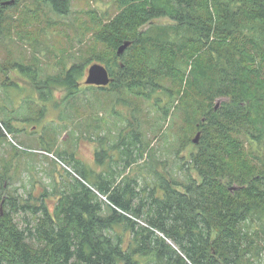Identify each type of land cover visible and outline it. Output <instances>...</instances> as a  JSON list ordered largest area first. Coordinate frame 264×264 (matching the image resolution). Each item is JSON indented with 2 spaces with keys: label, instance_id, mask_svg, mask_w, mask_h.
Returning a JSON list of instances; mask_svg holds the SVG:
<instances>
[{
  "label": "trees",
  "instance_id": "trees-1",
  "mask_svg": "<svg viewBox=\"0 0 264 264\" xmlns=\"http://www.w3.org/2000/svg\"><path fill=\"white\" fill-rule=\"evenodd\" d=\"M114 1L119 12L95 41L113 52L132 44L114 55L100 89L150 104L163 122L176 105L202 114L190 158L201 181L187 175L181 184L165 170L139 186L135 169L164 163L138 165L146 148L131 108L112 148L121 168L95 182L77 161L78 179L66 186L3 197L0 176V264H264V0ZM44 4L57 16L70 10V0ZM81 68L59 82L71 94ZM219 97L230 100L214 109Z\"/></svg>",
  "mask_w": 264,
  "mask_h": 264
},
{
  "label": "rangeland",
  "instance_id": "rangeland-1",
  "mask_svg": "<svg viewBox=\"0 0 264 264\" xmlns=\"http://www.w3.org/2000/svg\"><path fill=\"white\" fill-rule=\"evenodd\" d=\"M116 5L114 0H70L69 13L57 16L44 0H14L0 12V125L5 122L16 130L7 135L1 128L0 133V176H5L6 191L3 197L14 193L39 196L44 187L51 191L54 186H66L73 178L78 179L74 172L77 161L85 172L92 171L89 179L93 182L96 174L109 166L121 168L112 148L127 125L124 117H130L131 108L141 113L135 117L146 148L138 165L164 163L148 166L152 173L148 167L135 169L139 186H154V171L165 174V170L181 184L187 175L201 181L190 158L198 150V144L192 141L198 133L201 137V130L196 128L203 115L196 114L189 105L190 112H185L182 104L178 107L182 94L177 95L175 109L163 122L150 104L126 95L120 100L111 89L83 83L92 64L112 67L116 50L96 42L94 35L117 15ZM154 21L169 23L165 18ZM77 66H82L81 76L71 94L69 87L59 82L67 70ZM187 116L190 118L185 121ZM160 125L162 134L157 131ZM185 138L187 145L182 146L180 141ZM13 217L22 225L24 215Z\"/></svg>",
  "mask_w": 264,
  "mask_h": 264
},
{
  "label": "water",
  "instance_id": "water-1",
  "mask_svg": "<svg viewBox=\"0 0 264 264\" xmlns=\"http://www.w3.org/2000/svg\"><path fill=\"white\" fill-rule=\"evenodd\" d=\"M14 3V0L7 1L6 3H1L0 8L4 7L5 5H11ZM131 41H125L123 42L116 51V56L122 55L130 46ZM111 77L106 67L100 64H92L88 70L87 75L85 77V80L83 83H85L87 86H96V87H107L110 84ZM230 98L228 97H219L215 101L214 109H217L220 107L222 102H228ZM200 138V134L198 133L196 137L193 139L194 144H198ZM232 189H237V187L233 186Z\"/></svg>",
  "mask_w": 264,
  "mask_h": 264
},
{
  "label": "flooded vegetation",
  "instance_id": "flooded-vegetation-1",
  "mask_svg": "<svg viewBox=\"0 0 264 264\" xmlns=\"http://www.w3.org/2000/svg\"><path fill=\"white\" fill-rule=\"evenodd\" d=\"M7 1H10V0H0V4H1V3H6ZM11 5H12V4H11ZM6 6H9V5H5L4 7H1V8L5 9ZM91 87H96V86H91ZM96 88H101V87H96Z\"/></svg>",
  "mask_w": 264,
  "mask_h": 264
}]
</instances>
